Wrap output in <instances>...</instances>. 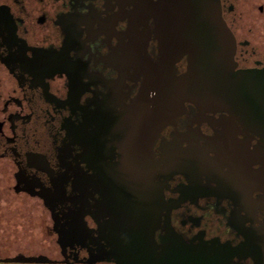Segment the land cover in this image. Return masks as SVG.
<instances>
[{
  "label": "flooded vegetation",
  "instance_id": "af4514ba",
  "mask_svg": "<svg viewBox=\"0 0 264 264\" xmlns=\"http://www.w3.org/2000/svg\"><path fill=\"white\" fill-rule=\"evenodd\" d=\"M158 2L0 0V210H27L32 227L5 257L21 261L0 263L264 264L260 103L235 115L186 101L171 124L144 122L168 73ZM219 4L236 71L264 82V0ZM173 68L181 78L187 55ZM190 148L208 170L173 162Z\"/></svg>",
  "mask_w": 264,
  "mask_h": 264
},
{
  "label": "water",
  "instance_id": "95a60500",
  "mask_svg": "<svg viewBox=\"0 0 264 264\" xmlns=\"http://www.w3.org/2000/svg\"><path fill=\"white\" fill-rule=\"evenodd\" d=\"M152 17L161 53L159 62L168 73L165 90L161 92L160 86L157 89L155 108L145 113L146 124H171L173 114L186 101L207 110L230 108L235 115L250 112L260 103L264 114V82L255 80L248 71H236V39L222 17L219 0H159ZM183 55H187V71L181 78H174L171 69ZM211 161L206 151L190 148L176 154L173 162L192 174L196 166L208 170ZM168 254L190 259L196 253L169 248ZM12 261L21 260L0 259Z\"/></svg>",
  "mask_w": 264,
  "mask_h": 264
},
{
  "label": "rangeland",
  "instance_id": "374dc122",
  "mask_svg": "<svg viewBox=\"0 0 264 264\" xmlns=\"http://www.w3.org/2000/svg\"><path fill=\"white\" fill-rule=\"evenodd\" d=\"M255 26L258 29L254 32V41L261 43L264 48V31L260 29L264 27V20L260 22V26L256 24ZM0 201V204H3V200ZM17 212L16 215H13L14 212L0 210V257L2 258L12 256L19 246L21 247L26 243L25 239L32 234V227L29 225V219H31V216L28 211L22 210ZM7 218L10 219V221H7ZM17 236H20L21 238L18 239L16 238ZM31 244L36 245L37 242H32Z\"/></svg>",
  "mask_w": 264,
  "mask_h": 264
}]
</instances>
